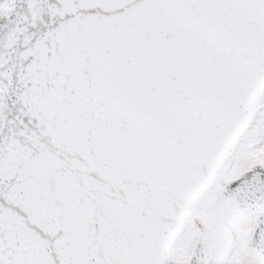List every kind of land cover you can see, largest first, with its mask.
I'll return each mask as SVG.
<instances>
[{
	"label": "snow or ice",
	"instance_id": "6c2138e0",
	"mask_svg": "<svg viewBox=\"0 0 264 264\" xmlns=\"http://www.w3.org/2000/svg\"><path fill=\"white\" fill-rule=\"evenodd\" d=\"M0 264H264V0H0Z\"/></svg>",
	"mask_w": 264,
	"mask_h": 264
}]
</instances>
